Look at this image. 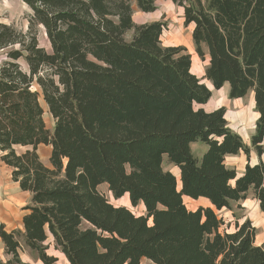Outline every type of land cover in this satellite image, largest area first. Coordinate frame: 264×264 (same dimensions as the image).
<instances>
[{"label":"trees","instance_id":"1","mask_svg":"<svg viewBox=\"0 0 264 264\" xmlns=\"http://www.w3.org/2000/svg\"><path fill=\"white\" fill-rule=\"evenodd\" d=\"M21 1L31 11L27 30L0 22V159L30 199L22 230L0 224L9 255L0 264H29L19 257L23 245L53 264L48 237L69 264H264L251 221L236 218L231 230L211 208L231 210L250 191L264 212V0H171L192 26L213 88L226 84L229 98L253 94L249 146L225 107H194L212 92L193 74L186 47L161 44L166 24L133 23L131 3L151 12L155 0ZM198 141L200 158L191 150ZM41 144L51 146L50 167L38 157ZM240 152L247 161L237 176L224 160ZM163 156L178 177L162 168ZM102 183L115 199L142 203L144 214L110 203ZM183 197L210 205L189 210Z\"/></svg>","mask_w":264,"mask_h":264},{"label":"rangeland","instance_id":"2","mask_svg":"<svg viewBox=\"0 0 264 264\" xmlns=\"http://www.w3.org/2000/svg\"><path fill=\"white\" fill-rule=\"evenodd\" d=\"M155 8L151 12H143L139 10L132 2V15L131 19L133 23L142 24V23H150L151 21L161 20L166 26L162 30V34L160 36V41L163 46L167 45H175V46H184L186 47L188 53L191 55L192 67L191 70L196 77L201 79V82L205 83V85L212 92L209 100L201 104L203 108L207 111L214 110L219 106L225 107V119L228 122V126L235 131L240 137H242L243 142L250 145V138L254 132L255 128V120L257 118V112L254 110V101L253 94L248 93L243 98H229L228 97V86L225 84L219 89H215L212 87L210 81H208L204 77V69L207 65L206 60H201L194 52V47L191 39V29L192 26H185L183 24L184 18L182 17V7H177L171 0H155ZM30 9L21 1V0H0V22L10 24L16 27L23 32L27 30L28 27V16L30 15ZM124 37L127 40H130L132 37V30L126 31L124 33ZM39 45L43 48H49V42L47 37H45V33L42 27H38L37 32ZM5 57L4 51L0 52V61ZM42 106L44 109V121L46 128H52L53 119L51 114L47 112L44 103L42 102ZM199 107V105L194 106ZM25 147H16L15 151L17 153L22 152ZM192 153L197 158H200L202 152L205 150V144L201 141L194 142L191 144ZM50 151L51 146L49 145H39L37 147V154L40 160L47 167L51 166L50 163ZM246 155L244 152H240L235 155L227 156L224 160V163L229 168H235L237 174H241L244 170V165L246 164ZM250 162H256V155L252 151L250 155ZM162 168L164 170H168L173 172L177 177L179 174V169L177 166H174L172 163L170 164L167 157L163 156L162 158ZM5 166V165H4ZM0 178L2 179L3 186H7V193L10 204L13 206L12 214L14 218H12V224L14 229L22 230V219L21 215L25 212L22 210V206L27 204L30 199V195L24 194L25 197L18 198L15 193H21L17 188V185L11 179L10 170L7 167L0 166ZM179 184V183H178ZM180 187V184H179ZM97 189L105 196V198L114 205H121L128 207L135 215L144 214V206L142 203L137 206H132L131 202L128 199L127 194L121 196L120 198L115 199L112 195V192L108 190V186L102 183L97 186ZM6 196V195H5ZM245 200L240 201L239 203H233L231 210L226 208L214 209V212L223 219L224 225L226 223H230L231 230L233 229V221L238 218V222L243 220V218L250 216L251 222L256 224V221H260L264 223V212H261L258 208L257 200L252 197L251 192L249 191ZM7 198V197H5ZM184 204L186 208L189 210H195L198 207L208 206L210 205L206 199H191L189 197H183ZM149 223H151V219H149ZM223 226L220 227V230H223ZM257 238L256 242L259 244L264 243V226H259L257 230ZM21 243L22 239L20 238ZM42 245L46 249V253L48 255H53L56 257V260L53 264H69L67 263L63 253L53 247L52 238L48 237ZM59 251V252H58ZM19 257L21 261H24L29 264H43L42 261L38 257V253L31 249H28L26 246H22L19 249ZM6 256H3L5 259ZM143 262L148 264H153L150 261L143 260Z\"/></svg>","mask_w":264,"mask_h":264},{"label":"crops","instance_id":"3","mask_svg":"<svg viewBox=\"0 0 264 264\" xmlns=\"http://www.w3.org/2000/svg\"><path fill=\"white\" fill-rule=\"evenodd\" d=\"M0 166H1V169H2V167L9 168L5 163H3L1 161V159H0ZM9 170H10V168H9ZM15 183L17 185V188L21 192V193H15V195L18 198L25 197L24 194H27L28 196L30 195L28 191H25V190L20 189L17 182H15ZM6 190L8 191L7 186H3L2 179L0 178V224H3L5 226V230H12V229H14L13 226H11V224H12V220L11 219L14 218V216L12 214L13 206H11V204H10V200H9L8 194H5V193H7ZM5 197H7V198H5ZM25 205H23L21 208H22L23 211L26 212V210L23 209V207ZM22 215H21V218H22ZM245 219H249L251 221L250 216H247V217L243 218L242 221H244ZM261 219L262 218H260V221L259 220L256 221V224L251 222V224L254 227H256V231L258 230L259 226H261V225L264 226V223L261 222ZM242 221H240V222H242ZM257 235H258V233H256L255 242H256ZM256 244L260 245L258 242H256ZM3 256H6V258L3 259ZM8 257H9V255L8 254L7 255L5 254L4 246H3V243H2V241L0 239V259L2 261H6Z\"/></svg>","mask_w":264,"mask_h":264},{"label":"water","instance_id":"4","mask_svg":"<svg viewBox=\"0 0 264 264\" xmlns=\"http://www.w3.org/2000/svg\"><path fill=\"white\" fill-rule=\"evenodd\" d=\"M206 62H207V64L209 63L207 60H206ZM211 85H212V84H211ZM212 87H213V86H212ZM199 106L202 107L201 104H199ZM27 148H29V147H25V149H27ZM255 163H256V162H253V163L250 162V164H255ZM239 175H241V174H238L237 176H239ZM174 176H175V175H174ZM175 178H176V177H175ZM179 182H180V181H179ZM180 189H181V187H180ZM209 207H211V206H209ZM211 208H214V207L212 206ZM214 209H215V208H214ZM150 219H151V218H150Z\"/></svg>","mask_w":264,"mask_h":264},{"label":"bare ground","instance_id":"5","mask_svg":"<svg viewBox=\"0 0 264 264\" xmlns=\"http://www.w3.org/2000/svg\"><path fill=\"white\" fill-rule=\"evenodd\" d=\"M202 79V78H201ZM59 252V251H58Z\"/></svg>","mask_w":264,"mask_h":264}]
</instances>
